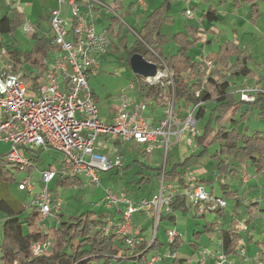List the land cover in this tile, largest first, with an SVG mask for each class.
I'll return each mask as SVG.
<instances>
[{"label": "built area", "instance_id": "1", "mask_svg": "<svg viewBox=\"0 0 264 264\" xmlns=\"http://www.w3.org/2000/svg\"><path fill=\"white\" fill-rule=\"evenodd\" d=\"M57 5L50 10L49 25L52 35L50 48L42 58L44 81L34 88L28 86L22 74L15 70L7 45L0 35V141L10 144L3 154L6 163L20 171H31L35 166L31 154L38 151H56L63 157L60 161L49 163L39 170L40 187L35 192L29 179L18 181L17 188L32 195L29 206L37 211L41 219L49 218L57 223L62 199L52 192L49 184L56 178L70 179L86 177L88 184L102 186L103 204L109 210H118L115 221L108 217L105 232L125 237L129 247L139 241L132 226V214L145 212L152 215L155 226L160 215L171 212V202L177 196H184L190 206L202 215L207 211L222 210L226 206L224 197L208 192L193 171L182 175L183 184L167 182L164 178V164L159 178L158 189L148 198L133 199L123 189L115 190L102 185L100 174L119 169L123 166L120 154L121 146L133 143L143 146V153H150L160 147L165 152L172 143L184 142L196 147L194 136L198 135L195 117L196 107L188 104L182 119L174 107L173 72L165 61L159 58L157 69L152 76H140L146 85H157L170 89L166 99L164 116L156 124L144 113L147 105L144 101L135 102L126 91L117 94L118 106L113 109L108 121L101 116L93 98L88 77L94 76L99 68V56L111 45L106 28L96 30V20L100 10L122 19V13L115 0H56ZM141 7L145 0H135ZM184 14H193L192 0H181ZM69 6V15H61V6ZM25 33L34 34L35 25L28 19L22 23ZM198 69L204 79L215 68L211 58L198 57ZM225 72V70H223ZM240 100L252 102L258 93L264 94L258 84H244L238 89ZM119 140L120 144L112 141ZM248 175H245V179ZM46 226L45 222H40ZM222 217L215 220L218 229ZM178 231H168L169 243ZM53 246V239L35 241L31 244L33 254L46 253ZM205 255H214L217 264L231 262L224 251L203 250ZM176 252L173 253L175 256ZM137 255V254H135ZM256 264H264V247L254 257ZM162 260L159 255L151 256L146 264Z\"/></svg>", "mask_w": 264, "mask_h": 264}, {"label": "trees", "instance_id": "2", "mask_svg": "<svg viewBox=\"0 0 264 264\" xmlns=\"http://www.w3.org/2000/svg\"><path fill=\"white\" fill-rule=\"evenodd\" d=\"M241 1L234 0V6L238 7ZM243 1L249 5L250 20H255L259 16L258 0ZM167 10L168 2L166 1L147 16L141 29L137 31L138 39L128 49V59L134 52L142 54L147 60L155 63L159 61V58L163 59L161 57L162 48L169 41V37L160 33V27L169 22L165 14ZM216 12L215 8L209 7L201 13V16L209 22H215L217 20ZM24 19L22 14L15 11L11 17L4 15L0 19V35L12 33L18 25L22 24ZM196 34V27L194 26H189L185 33L174 34L172 39L178 44V48L163 59L173 72L174 107L178 111L182 104L197 105L195 117L199 120L203 118L206 112V104H212L208 119L200 134L194 136V141L197 146L202 148L198 156H202L207 145L215 140L218 141L219 147L211 154V157L216 160V169L219 174L235 173V169L231 167V160L240 154L246 155L248 161L258 172H263L264 134L260 130L247 134L240 132L235 127L229 128L224 125L214 127V123L216 124L225 116H229L231 121L236 120L234 119L235 115L237 111H241L240 108L243 103L259 107L260 115L264 118V94L258 93L254 101L246 102L237 100L233 90V79L239 77L255 78L257 83L260 82L262 77L257 75V71L249 66L253 57L250 53L240 49L235 41H224L216 52L209 55L210 58L216 60L217 67L213 68L204 79V74L199 71L196 60L192 59L187 49L190 43L199 39ZM35 39L33 48L23 55L25 63L20 60V53L11 49L12 44L7 43L15 70L23 69L25 66L28 67L27 69L37 68L40 73L44 70L41 60L50 48L49 38L35 37ZM232 57L234 58L231 59ZM22 77L31 79L33 85H37L39 74L31 77L24 71ZM137 82L141 94L145 91L147 96L151 94L157 98L159 94L163 93L162 87L146 85L140 76ZM167 93L170 95L169 88ZM243 116L244 112L241 118ZM31 156L32 160H37V153L31 154ZM6 165L10 164L6 163L3 154H0V179L6 183H12L14 177L6 169ZM10 166L16 168L13 165ZM122 168L125 166L123 165ZM147 168L150 169L149 174L145 173L146 170L143 167L136 171L137 177L132 178V182L137 188L151 179L159 180L161 177V166ZM116 170V174H118L119 169ZM164 178L177 179L176 182L179 184L184 182L176 164L170 169H164ZM59 180L63 181L65 185L80 183L78 178L64 177L59 178ZM224 189H226L223 192L224 195L230 197V190L227 189V186ZM140 198L142 197L137 196V199ZM170 206L173 212L188 208L186 198L180 195L173 199ZM25 209L26 207L20 211H15L4 199L0 198V212L4 214L1 229L0 264H91L93 261L98 264H110L115 256L129 255V253L130 255L139 254L148 245L147 241L141 240L140 235L136 234L139 241L135 243L134 247H129L125 237L104 231L103 228L109 216L115 221L119 218V216L118 218L114 216L117 213L114 210H110L111 212L109 210L99 212L87 210L68 216H64L60 210L57 215V223L43 230L35 228V225L41 221L40 214L31 206L28 210L26 209L27 211ZM194 212L195 215H198L195 210ZM220 212L221 210H218V213ZM165 218L173 220L174 216L168 213ZM162 219L160 215L158 224ZM236 224V221H232L227 230L221 231L222 245L226 252H232L237 248L240 234L236 230ZM196 234L198 233L195 232ZM48 238L54 240L52 248L46 253L33 254L31 244ZM156 238L155 235L153 243L148 249L156 245ZM179 243L180 236H175L169 243V253L172 256L170 264L184 263L183 259L173 256L179 247ZM144 254L145 251L137 257L139 261H134L132 264L145 262Z\"/></svg>", "mask_w": 264, "mask_h": 264}, {"label": "rangeland", "instance_id": "3", "mask_svg": "<svg viewBox=\"0 0 264 264\" xmlns=\"http://www.w3.org/2000/svg\"><path fill=\"white\" fill-rule=\"evenodd\" d=\"M218 1L219 0H192V6H195L193 8V14L190 17H187L183 11L184 4L182 1L174 0L171 11L174 23L172 25H165L163 27V32L168 34L170 32L180 31L184 24L189 22L195 23L199 34L202 36V42L198 43V46L194 45L191 47L189 53L192 56V59L200 54H204V52L207 53L216 50L218 44L224 40H235L236 43L239 44L240 49H244L252 55L253 60L249 63V66L257 71V75L262 77L260 82H258V85L260 89L264 91V0H258L259 16L255 20H250L249 18V5L247 3L243 4L239 9H235L231 6L232 0H224L221 4H218ZM151 2L153 4L154 0H146L147 7L145 13L150 10ZM209 5L214 6L219 13V18L214 27L216 32L213 34L214 36H212L213 41L210 42L207 41V39L210 38V35L205 33V24L207 20L200 16V12L205 10ZM62 6L66 10V3H63ZM130 26L133 27L134 25ZM132 29H129V33L123 42L128 48L124 49L122 41H119V44L112 45L106 52L99 56V68L97 74L88 77V83L92 90L93 98L98 110L100 114H105V116H108V113H112L113 109L118 106L116 96L119 92L126 91L131 98L138 94V82H135V80L136 78L139 79V76L132 72L128 59L130 41L135 38ZM41 32L48 37L52 35V31L46 20H43ZM6 36L13 42L14 50L20 53V60L25 63V57L23 56L24 53L31 50L36 42V39L33 38V34L25 33L20 24L12 33H6ZM173 43L174 41L172 40V37H169V41L165 43L166 46L164 50H173L175 48ZM247 79L252 81L253 78H246V80ZM241 87L242 86L239 84L235 86L236 89ZM144 96L143 93L142 99ZM235 96L237 100L240 99L237 93ZM211 107L212 104L207 103L206 112L203 118L196 122L198 134H200L203 125L208 119ZM162 108L151 101V103L147 104L146 113L160 115ZM259 109V107H255L251 104L243 103L241 104V111H237L235 115L234 119L236 120L231 121L229 116H225L216 124L214 123V127L220 125L229 128L235 127L240 132H245L247 134H250L255 130H260L264 134V118L261 117ZM180 111L179 116L183 119L186 115V107L184 104L181 105ZM243 112L244 116L241 118ZM218 147L219 143L215 140L207 145V149L202 156H198L199 151L202 149L201 146H196L191 149V147L185 143L178 142L175 144H169L166 152L164 148L154 149L150 157L147 159L143 153V146L136 147L135 145L127 144L124 149L120 150V154L123 157V163L126 165L125 168H119V173H112L110 177L109 172L101 173V182L102 185L111 186L112 188L118 186L125 189L128 188L130 195L134 198L140 195L149 196L152 192L158 189L159 180L151 179L149 182H145L140 188H137L132 182V178L137 177V170L144 167L146 170L145 173L149 174L150 169L147 167L162 166L164 164L165 168L170 169L176 164L178 165L179 172H182L183 170L192 171L198 169L202 164V167L204 166L207 170V177L211 179L210 182L204 181L202 183L207 191L212 189L215 194L223 195L224 193L220 189V183L226 182L230 185L231 189L237 188L239 193L242 192V183L237 175L230 176L226 174L217 179L212 173V168L216 160L211 157V154L214 153ZM9 149L10 144L8 142H0V154H5ZM62 157L63 156L56 151H42L40 161L36 160V167L29 172L20 171L10 165H6V169L13 175L14 181L12 183H6L0 179V198L13 204L17 208L21 207L20 205H29L32 201V195L26 191L18 190L17 182L23 179H29L35 187V192H37L40 187L39 170L47 166L49 163L60 161ZM200 157L206 160L205 163H201L202 160H200ZM233 160L235 159H232L231 161ZM238 160L241 168H246L248 172L254 174V170L251 169V166L246 164V155L240 154ZM261 177V182H264V173H262ZM51 190L62 199L61 211L64 216L79 214L90 209L95 211L106 210L102 201L104 197L102 186L88 184V179L84 176L81 177L80 183L74 185H59L56 184L55 181H52ZM224 196L227 203V206L224 209L226 212V218H228L230 212H232L233 201L231 197L227 195ZM245 199L250 200V197H246ZM206 213L208 219L213 218L211 217V214L208 213L214 214L215 220L219 217V214L214 211H207ZM175 215V221L162 219L158 226H155L154 223L152 224V219L150 218L152 215L145 212H134L132 214V226L135 227L137 233H139L137 226H139V224H144L146 227L144 231L145 234H147L148 242L152 240L154 234H157L158 236L157 243L151 248L149 253H147V258H150L152 255H159L162 257L161 261L164 260L167 263L170 261L171 255L168 250V231H178L180 237L183 238V243L179 249L180 253L183 254L186 248L189 247V241L193 237L192 233L194 228H201V224L204 223V218L193 217V212L190 209L177 210L175 211ZM3 221L4 218L0 217V242ZM244 229L242 236L246 233ZM202 234H204V237L201 238V242H207V235L205 233ZM129 261L132 262L131 260ZM115 263L114 260L111 261V264ZM91 264L98 263L93 261Z\"/></svg>", "mask_w": 264, "mask_h": 264}, {"label": "crops", "instance_id": "4", "mask_svg": "<svg viewBox=\"0 0 264 264\" xmlns=\"http://www.w3.org/2000/svg\"><path fill=\"white\" fill-rule=\"evenodd\" d=\"M166 1L168 2V10H167V12L165 14L168 17L169 22L162 24V26L160 27V33L161 34H165L168 37H173V35L176 34V33H185L189 26L196 27V31H197L196 35L199 37V39L197 41L192 42V43L189 44V46L187 48L188 52H189L191 47H193L194 45L198 46V43L202 42V40H201L202 36L199 34L197 25L195 23L189 22L187 24H184L183 27H182V30H180V31L170 32L168 34L163 32V27L165 25H172L174 23L173 16L171 14L174 0H154L153 4L151 2V8H150V10L147 13H145V9L147 7L146 0H145V6L144 7H141L138 4H136L135 0H115L117 7L120 9V11L122 13L123 21H120L118 18L112 16L111 14L110 15L106 14L105 11L101 9L100 10V16L96 20V30L99 31V30H102L103 28H106L108 30V33H109V36H110V39H111L110 47L112 45L119 44V41H122V45H123L124 49H127L128 47H126L123 42H124L127 34L129 33V29L133 28L132 30L134 31V34H135V38L130 41V46H131L138 39L137 31H139L141 29V27H142L144 21L146 20L147 16L151 12H153L156 8H158L162 3L166 2ZM223 1L224 0H219L218 4H221ZM233 1L234 0H232L231 6H232V8H235V9L241 8L242 5L246 3L245 1L242 0L240 5L238 7H236V6H234ZM56 5H57V1L56 0H0V19L4 15H8V16L11 17L13 15V11H15L16 13L19 12L20 14L23 15V17L25 19H28L31 23H33L35 25V32L33 34V38H35V37H37V38L47 37V38L50 39L51 36L48 37L44 33L41 32L42 24H43V20H46V22L49 25L50 10L53 7H56ZM66 6H67L66 10L63 8V6H61V15L63 17L64 16L67 17L69 15V6L67 4H66ZM192 7L194 8L195 6L193 5ZM209 7L215 8L214 6L209 5L205 10H202L200 12V16H201V13L206 11ZM216 11H217L216 14H217V20H218L219 13H218L217 9H216ZM248 12H249V9H248ZM217 20L215 22L207 21L206 24H205V33L207 35L208 34L210 35V38L207 39L208 42L213 41V39H212L213 37L212 36H214L213 34H215V32H216L214 27H215V25L217 23ZM97 25H98V28H97ZM130 25H132V26L134 25V26L131 27ZM49 27H50V25H49ZM1 36H2L3 41H4V43L6 45H7V43L10 44V45L12 44V48L11 49L14 50L15 49L14 48V44L10 40V38H8L6 36V34H1ZM224 41H227V40H224ZM224 41H222V42H224ZM228 41H235V40H233V39L229 40L228 39ZM173 44H174V47H175L173 50H164L166 44L163 45V48H162L163 54L161 55V57L163 59L167 55H170V54L174 53L177 50L178 44L175 41H174ZM220 44H218V47H217L216 50H212L211 52H207V53L204 52V54H200L194 59H197L198 57H202V56H204V57L206 56V57L210 58L209 55H211V53L216 52L219 49ZM237 45L239 47L238 43H237ZM202 49H203V47H202ZM233 58L234 57H232L231 59H233ZM98 60H99V58H98ZM213 61L215 63V67H217L216 60H213ZM27 68H28L27 66H25L23 69L18 68L17 71H19L22 75H23V72L26 71V73L30 74L31 77L34 76V75L39 74V78H38V83L37 84H39V83L44 81L43 71L40 73L39 69H37V68H29V69H27ZM26 81L28 82V86L30 88H34L36 86V85H33L31 79H26ZM136 81H138L137 78H136L135 82ZM253 83L254 84H258L256 82L255 78H253L252 81H250L249 79L246 80V78H244V77L233 79V88H234L233 90H234L235 93L238 94V92H237L238 89L235 88V86L237 84H239L240 86H243L244 84L253 85ZM166 91L168 92V89H163V93L159 94V96L157 98H155L151 94L150 95L148 94V96H147L145 94V91H144L143 93H144L145 96L142 99V95L143 94H141V91H139V89H138L137 96L132 97V100L134 101V103L135 102H139V101H144L146 103V105L148 103H151V101H153L154 103H156L157 106H160L161 108L163 107L161 112H160V115L154 114V113L151 114V113H148V112L144 113V115L147 118H149L152 123L156 124L164 116V110H165V106H166V99L169 97V95H168V93ZM238 96H239V94H238ZM184 106L186 107V112H187L188 104H184ZM180 112L181 111L178 110V114L179 115H180ZM100 115L104 116L109 121L110 117L112 116V113H108V116H105V114H100ZM112 142H114L116 144H120L119 140L112 141ZM175 143H178V142H175L174 139L172 138V143L171 144H175ZM127 144L135 145L133 143H129L128 142V143H125L124 145H122L121 149H124V147ZM135 146L138 147L137 145H135ZM158 148H160V147H158ZM158 148H156V149H158ZM152 151L150 153H145V158L148 159L150 157ZM35 152L37 153L36 159L40 161V158H39V154L40 153L38 151H35ZM122 159H123V157H122ZM200 160H202L201 163H205V161H206L202 157H200ZM238 161L239 160H238V157H237V158H235V160H233L231 162V167L235 169V173H233V174L232 173H228V175H230V176L237 175L238 176V179L242 183L243 191L239 193L238 192L239 190L237 188L231 189L230 185L228 183H226V182H224V183L221 182L220 183V189L222 190V192H224V190H226V189H224L225 186H227V189L230 190V197L232 198V201H233L232 212H230L228 218H226L225 209H222L220 213H218V211H216V213H218L222 217V224L220 226V229H218L216 227V225H215V219H214L215 215L214 214L208 213V214H211V217H213L211 219H208L206 217L207 216L206 212L202 216L195 215L194 209L187 202L188 208L186 210L190 209L193 212V217L204 218V223L201 224V226H202L201 228H198V227L194 228L193 233H192L193 237L189 241L190 242L189 247L186 248V250H185V252L183 254H181L180 250H179L181 248L182 243H183V238L180 237L179 247H178V249L176 251L175 256L183 259L184 260L183 264H217L216 258H215L214 255H205L203 253V250L205 248L210 249L212 252L224 251L227 259L231 262V264H256L254 257L257 254V252L261 248L264 247V196H263L264 195V182H261L262 181V177L261 176H262V173H264V171L263 172H258L256 170V168L254 166H252V164L247 159L246 164L248 166H251V169L254 170V174H252L251 172H248L246 170V168H244V169L241 168L240 167V163ZM124 166H126V165L124 164ZM154 167H158V166H154ZM192 171L196 174L197 179L200 180L202 183L204 181H207V182L211 181V179L207 177V174H208L207 170L204 168V166L202 167V164H201V167H199L198 169L192 170ZM116 172H117L116 169L110 171L109 172L110 173L109 177L111 176L112 173L116 174ZM184 172H186V170H183L182 172H179L180 173V177H182ZM212 173L214 174V176L217 179L220 178V177H223L224 175H226V174H224V175L223 174H219L218 170L216 169V162L214 163V166L212 168ZM245 175H248V177L246 179L244 178ZM52 181H55V183L59 184V185H65L63 183V181L59 180V178L58 179L56 178V179H54ZM166 181L167 182H176L177 179H166ZM51 182L49 184L50 189H51ZM114 189L115 190L123 189L124 191H126V190L128 191V188L125 189V188H122L121 186L120 187L118 186V187H116ZM20 191H24V190H20ZM154 192H152L149 196L140 195L139 197L148 198ZM208 192H211V193L215 194L212 189H210ZM128 194L130 195V192ZM215 195H217V194H215ZM219 195L220 194H218V196ZM220 196L225 198L224 194L220 195ZM246 197H248V198L250 197V200L245 199ZM132 198L133 199H137V197L136 198L132 197ZM8 204L15 211H20V210L24 209L25 207H26L27 210L29 209V205H24V206L20 205L21 207L17 208L11 203H8ZM226 206H227V203H226ZM104 207H105V205H104ZM105 209H106L105 211L109 210L106 207H105ZM90 210H93V209H90ZM93 211H95V210H93ZM114 211H117V213L114 216L116 218H118V216H119L118 210L115 209ZM95 212H99V211H95ZM167 214L168 213L163 212L161 214V217L163 219L170 220L168 218H165ZM169 214L174 216V219L171 220V221H175V219H176L175 211L173 212L171 210V212ZM0 217L3 218L4 214L0 213ZM150 218L152 219V224H153L154 223V219H153V217H150ZM232 221H236V223H237L236 224V230L240 234V239L238 241L237 248L234 251L226 252L224 250V248H223V245H222L221 231L222 230H227L230 227V224L232 223ZM40 222L41 223L45 222L46 226H42L40 224ZM40 222L35 225V228L37 227V228L46 230V229H48L49 226H52V225H54L56 223L55 221H52L49 218H46L44 220L41 219ZM154 225H155V223H154ZM157 225H158V223H157ZM137 227L139 229V233H137V231L135 230V227H134L135 233L140 235V239L141 240H145V241L148 242L147 234H145V231H144L146 229L145 225L144 224H139V226H137ZM243 229L246 231V233L243 234V236H242ZM195 232H197L198 234L195 235ZM202 233H205L207 235V238H208L207 242H201V238L204 237L203 236L204 234H202ZM155 235L157 237L155 242L157 243L158 236H157V234H154V236ZM154 236H153L152 240L150 242H148V245L146 246V248L143 249L139 254L130 255V253H129V255L126 254L124 256H115V258H113L111 261L114 260L116 262L115 264H132L134 261H139L137 257L139 255H141L145 251V254H144V257H143L145 259V262L140 263V264H146V261L149 259V258H147L148 257L147 253H149V251L151 250V248L150 249H148V248H149L150 244L153 243ZM53 245H54V240H53ZM169 249H170V246H168V250ZM171 259H172V256H171ZM171 259H170V261L168 263L166 261H164V260L163 261L160 260L161 262L158 261V263L157 262L156 263L157 264H170L171 263ZM129 260H131L132 262H130ZM110 264H111V262H110ZM224 264H228V263H224Z\"/></svg>", "mask_w": 264, "mask_h": 264}, {"label": "water", "instance_id": "5", "mask_svg": "<svg viewBox=\"0 0 264 264\" xmlns=\"http://www.w3.org/2000/svg\"><path fill=\"white\" fill-rule=\"evenodd\" d=\"M129 66L134 74L144 77L154 75L157 69L155 62L147 60L138 52H134L129 57Z\"/></svg>", "mask_w": 264, "mask_h": 264}]
</instances>
